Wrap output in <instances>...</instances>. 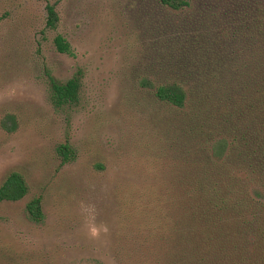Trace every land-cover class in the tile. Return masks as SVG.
<instances>
[{"label":"rangeland","instance_id":"1","mask_svg":"<svg viewBox=\"0 0 264 264\" xmlns=\"http://www.w3.org/2000/svg\"><path fill=\"white\" fill-rule=\"evenodd\" d=\"M49 1L55 29L44 26L46 0H0V184L15 170L28 186L0 201V264H164L147 203L177 155L175 112L147 85L228 82L264 52V0ZM56 33L74 56L55 50ZM42 63L60 81L82 68L76 105H52ZM64 142L74 150L65 163ZM34 197L41 221L26 209Z\"/></svg>","mask_w":264,"mask_h":264},{"label":"trees","instance_id":"2","mask_svg":"<svg viewBox=\"0 0 264 264\" xmlns=\"http://www.w3.org/2000/svg\"><path fill=\"white\" fill-rule=\"evenodd\" d=\"M56 2H45V28L57 27ZM52 44L59 53L75 55L60 33ZM35 53L40 55L39 43ZM242 63L228 82L182 78L147 85L175 112L169 124L177 155L165 169L167 181L152 183L147 203L162 224L164 264H264V52ZM42 74L54 107L79 102L82 68L60 81L42 63ZM56 151L63 163L74 156L68 142ZM27 191L24 176L10 171L0 184V201L19 200ZM26 209L31 219H43L40 197Z\"/></svg>","mask_w":264,"mask_h":264},{"label":"clouds","instance_id":"3","mask_svg":"<svg viewBox=\"0 0 264 264\" xmlns=\"http://www.w3.org/2000/svg\"><path fill=\"white\" fill-rule=\"evenodd\" d=\"M91 234H92L93 236H96V235H97V230H96L95 228H93V229L91 230Z\"/></svg>","mask_w":264,"mask_h":264}]
</instances>
